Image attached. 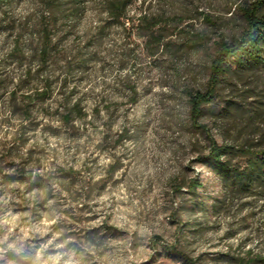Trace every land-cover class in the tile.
Returning a JSON list of instances; mask_svg holds the SVG:
<instances>
[{"label": "rangeland", "instance_id": "1", "mask_svg": "<svg viewBox=\"0 0 264 264\" xmlns=\"http://www.w3.org/2000/svg\"><path fill=\"white\" fill-rule=\"evenodd\" d=\"M31 1L0 0V264H264V198L226 194L197 160L210 138L264 143V68L223 80L199 125L189 104L254 0H136L128 15L169 36L155 57L90 6L49 66ZM47 76V97L25 99Z\"/></svg>", "mask_w": 264, "mask_h": 264}, {"label": "trees", "instance_id": "2", "mask_svg": "<svg viewBox=\"0 0 264 264\" xmlns=\"http://www.w3.org/2000/svg\"><path fill=\"white\" fill-rule=\"evenodd\" d=\"M135 2L136 0H32L27 18L32 23L33 36L39 40L34 53L38 55L41 65L49 66L57 56L65 55L66 47H61L59 29L65 25H76L90 6L106 14L108 22L102 24L101 29L106 28L110 22L116 23L127 30L130 38L133 35L143 37L146 54L149 57L157 56L169 36L160 31L162 19L159 15L141 12L135 17L129 16L128 10ZM145 2L146 0L142 1ZM238 10H241L245 23L243 29L238 36L218 41L211 61L207 89L190 94V114L196 124L202 117L203 108L215 99L217 88L223 80L231 74L243 75L264 68V0L246 2V6H240ZM126 23H132V26L126 27ZM98 34H103V31ZM14 46H19V40ZM80 52L77 48L75 55L65 61L67 73L72 72L75 58L81 56ZM66 83L67 77H64L61 84ZM42 86L26 93L24 98L29 101L44 100L52 88L51 77H45ZM15 94L16 92L13 93L14 96ZM70 112L68 110L63 116V121L68 124L73 120ZM197 160L221 178L226 194H237L240 197L256 195L264 198L263 142L258 145L234 146L220 144L210 138L197 154ZM199 185V181L195 179L191 187L195 189Z\"/></svg>", "mask_w": 264, "mask_h": 264}]
</instances>
